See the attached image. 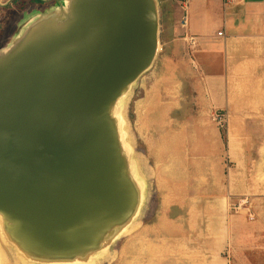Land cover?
I'll return each instance as SVG.
<instances>
[{
	"label": "rangeland",
	"instance_id": "rangeland-1",
	"mask_svg": "<svg viewBox=\"0 0 264 264\" xmlns=\"http://www.w3.org/2000/svg\"><path fill=\"white\" fill-rule=\"evenodd\" d=\"M69 3L0 0V51ZM157 4L159 51L118 105L137 212L105 247L64 263L264 264V45H219L206 59ZM3 228L4 264H63L21 259Z\"/></svg>",
	"mask_w": 264,
	"mask_h": 264
},
{
	"label": "water",
	"instance_id": "water-1",
	"mask_svg": "<svg viewBox=\"0 0 264 264\" xmlns=\"http://www.w3.org/2000/svg\"><path fill=\"white\" fill-rule=\"evenodd\" d=\"M65 12L0 63V211L73 252L123 225L136 197L109 107L156 57L159 16L156 0H70Z\"/></svg>",
	"mask_w": 264,
	"mask_h": 264
},
{
	"label": "crops",
	"instance_id": "crops-1",
	"mask_svg": "<svg viewBox=\"0 0 264 264\" xmlns=\"http://www.w3.org/2000/svg\"><path fill=\"white\" fill-rule=\"evenodd\" d=\"M162 14H170L175 34L195 37L205 48V58L216 59V47L258 52L264 45V0H157ZM186 17L187 28L178 24ZM222 36L219 37V33Z\"/></svg>",
	"mask_w": 264,
	"mask_h": 264
},
{
	"label": "bare ground",
	"instance_id": "bare-ground-1",
	"mask_svg": "<svg viewBox=\"0 0 264 264\" xmlns=\"http://www.w3.org/2000/svg\"><path fill=\"white\" fill-rule=\"evenodd\" d=\"M68 17H69V13H66L63 10H59V11L49 15L46 19L40 21L38 24L32 25L31 27L36 28L39 26H46L47 24H48L47 26L51 25L52 27H59L63 21L68 19ZM27 28L25 29V31L28 30ZM30 29L26 32V34H28L30 32ZM23 39L24 38H19L18 41L16 43H14L11 47L0 51V63L4 62L6 59H8L10 57V55L16 50L17 46L20 44V42ZM159 48H160V44H159V40H158L157 53L159 51ZM157 53H156V55H157ZM129 85L122 90L120 95L111 103V105L109 107V116H110L111 121L113 122V125L115 126V128L117 130V133H119L117 127L120 124V122H117V119L118 118L121 119V113H120L118 105H119V102H120L122 96L128 91V89L130 87ZM123 108H124V106H123ZM117 144L119 147V158H118L119 169H120L121 173H124V175L127 176L128 179H130V174L128 173L126 160H125V153L122 150L119 136L117 138ZM132 187L134 190L135 187L133 185H132ZM131 206L132 207H131L130 211L128 212V214L122 219L121 222L116 223L114 226H117L118 224H121L124 221L130 219L137 212L138 199L135 196H134V201H133ZM101 216H102L101 214H97L90 221H92L93 219L98 218V217L100 219H102ZM0 220L2 221V225L4 227L3 231L6 233L8 238L14 243V247L16 249V253L18 254V256L21 257V259H25L24 257H27L28 260H32V261H36V262H43L44 263L46 260H52V261H58L60 263L65 264L68 261H75L82 254H84L85 251H93L96 249H102L103 247H105L106 241H108L112 237L111 233L106 232L105 234L100 235V238L98 239V241L94 245H91L89 247H82V248H79L73 252L59 251V250L57 251V250L49 249L48 247L43 246V245L41 246L39 241L36 238H34L33 236H31L27 231L22 229L20 227L19 223L17 221H15L12 216L0 211ZM104 224L106 225L109 223L104 221V222H102V226ZM102 226H101V228H102ZM4 261H6V256H5L4 252L0 250V264H4Z\"/></svg>",
	"mask_w": 264,
	"mask_h": 264
},
{
	"label": "built area",
	"instance_id": "built-area-1",
	"mask_svg": "<svg viewBox=\"0 0 264 264\" xmlns=\"http://www.w3.org/2000/svg\"><path fill=\"white\" fill-rule=\"evenodd\" d=\"M225 1H231V0H225ZM219 35L221 36V35H222V33H219Z\"/></svg>",
	"mask_w": 264,
	"mask_h": 264
}]
</instances>
